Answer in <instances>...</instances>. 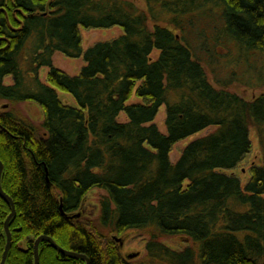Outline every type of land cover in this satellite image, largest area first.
Wrapping results in <instances>:
<instances>
[{
	"label": "trees",
	"instance_id": "1",
	"mask_svg": "<svg viewBox=\"0 0 264 264\" xmlns=\"http://www.w3.org/2000/svg\"><path fill=\"white\" fill-rule=\"evenodd\" d=\"M146 3L0 0V102L34 101L44 113L37 126L1 105V184L17 210L6 264H34L41 235L90 264H264V155L244 186L233 173L252 151V127L264 151V94L246 100L228 88L264 84V0ZM116 25L123 35L83 50L80 26ZM56 52L86 65L70 75L54 66ZM165 104L167 134L154 123ZM211 126L171 161L176 143ZM95 188L106 191L101 226L115 235L151 230L145 258L125 257L115 235L76 218ZM11 211L0 197V263ZM164 235L193 245L172 249L157 239ZM39 253V264L87 263L47 240Z\"/></svg>",
	"mask_w": 264,
	"mask_h": 264
},
{
	"label": "rangeland",
	"instance_id": "2",
	"mask_svg": "<svg viewBox=\"0 0 264 264\" xmlns=\"http://www.w3.org/2000/svg\"><path fill=\"white\" fill-rule=\"evenodd\" d=\"M136 3L141 8L146 9V5H147L146 0H136ZM151 25H154V23L151 22ZM80 30L82 35V47L84 51H86L88 48H90L91 46H93L98 42L109 41L125 33L124 28L120 25H116L108 28H90V29L84 26H80ZM219 51L221 53H224L225 48H220ZM158 54H159L158 50H155L153 56L156 57ZM53 64L54 66L63 69L70 75H78L81 72L82 68L86 65V61L84 59V56L71 58L66 56L62 52H56L53 56ZM204 66L207 70L210 81L215 86L219 87L220 85L215 82L214 74L211 72L210 68L207 67L206 65ZM48 71H49L48 67L42 68L41 77L43 80H46ZM5 82L11 84L13 82V78L7 77L5 79ZM228 88L231 91L241 95L246 100H253L256 97L264 94V84L261 85L255 83L254 85H247L244 83L241 84L239 82H233L232 84L228 85ZM59 95L60 98L65 103H68L73 106H77V101L71 94L66 93L64 91H59ZM139 101L140 99L137 96H133V98L131 99V102H139ZM4 103L6 105H10L14 107V109L17 112L21 113V115H24L26 118L30 119L35 125L37 126L41 125L44 118V113L41 106L36 102L28 101L24 103H17L11 105L10 103L4 101V102H0V109H2L1 105H3ZM166 116H167V105L165 104L160 108V111L156 119L154 120V123L157 124L159 129L165 134H167L168 132L165 122ZM118 119L121 122H126L128 120L127 114L125 112H122L119 115ZM215 130L216 128L211 126L199 133L191 135L186 139H183L178 143H176L173 146V150L171 151L170 154L171 161L173 163H176L179 160L182 151L188 144L200 138L201 136L209 134ZM251 139L253 144L252 151L244 158V160L236 168V172L241 178L243 186L246 184L247 180L250 177L249 171L251 166L253 164L259 165L261 163V158L264 155L263 148L261 147L260 144L259 133L257 132V129L255 127L251 128ZM104 195H106V191L103 189L95 188L91 190L87 194L85 200L83 201L81 209L75 213H76V218H80L83 220H87V219L94 220L96 222L97 229L99 231H101L102 233H104L109 237H112V235H115L116 233H113L111 228L101 226V223L99 221L100 210H101L100 201ZM151 233L152 232L150 229L147 230L129 229L126 232H124L122 235H115V236H117L119 239H122L120 250L125 257H130L131 255L135 254L133 258L136 257L145 258L146 253L148 252L147 244L152 238ZM157 239L175 250H182L193 245L192 240L185 235H175V236L164 235L158 237ZM118 242L120 243V240H118ZM196 253L198 255L197 249H196Z\"/></svg>",
	"mask_w": 264,
	"mask_h": 264
},
{
	"label": "water",
	"instance_id": "3",
	"mask_svg": "<svg viewBox=\"0 0 264 264\" xmlns=\"http://www.w3.org/2000/svg\"><path fill=\"white\" fill-rule=\"evenodd\" d=\"M3 169H4V164H3V162L0 159V196H2L7 201H9L11 206H12V211L9 214L7 220L5 221V231H6V234H7V244H6L5 251H4L3 257H2V261H1L0 264H6L8 253H9L11 247H12V234H11L10 224L9 223H10V220L17 213L15 202L13 201L11 196H9V194H7L4 191V189L2 187V184H1V176H2ZM233 173H236V171H234ZM115 238L117 239V241L120 240V244L122 243V239H119L117 236ZM42 240H47L55 249L60 251L65 256L72 257V258H84L87 261L86 264H90V260L88 259L87 256H85V255H83L81 253H78V252H75V251H70V250H67V249L61 247L52 237H50L48 235H41L35 241V245H34L35 263L34 264H39L40 263L39 245H40ZM134 255H131V257H133Z\"/></svg>",
	"mask_w": 264,
	"mask_h": 264
},
{
	"label": "flooded vegetation",
	"instance_id": "4",
	"mask_svg": "<svg viewBox=\"0 0 264 264\" xmlns=\"http://www.w3.org/2000/svg\"><path fill=\"white\" fill-rule=\"evenodd\" d=\"M134 255V254H133Z\"/></svg>",
	"mask_w": 264,
	"mask_h": 264
}]
</instances>
